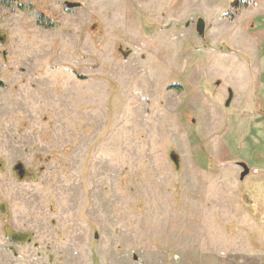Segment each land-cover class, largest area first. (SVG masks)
I'll return each mask as SVG.
<instances>
[{"label":"rangeland","instance_id":"374dc122","mask_svg":"<svg viewBox=\"0 0 264 264\" xmlns=\"http://www.w3.org/2000/svg\"><path fill=\"white\" fill-rule=\"evenodd\" d=\"M233 1L0 12V204L38 242L0 221V264H264V0Z\"/></svg>","mask_w":264,"mask_h":264},{"label":"flooded vegetation","instance_id":"af4514ba","mask_svg":"<svg viewBox=\"0 0 264 264\" xmlns=\"http://www.w3.org/2000/svg\"><path fill=\"white\" fill-rule=\"evenodd\" d=\"M13 3H15V4L19 3L18 8H20L21 10H27V9L31 10L30 8H32V6H33L32 3H30L29 6H27L24 3L21 4L20 0H0V12H2V11L5 12L7 7H11ZM69 4H74V6L69 7ZM22 5H25V8H22ZM63 5H65L67 10L70 11V9H73L74 7L77 6V3H71L69 1H63ZM35 16L38 19L37 22H39L41 25H45V24L49 23V22L45 23V21H48V20L53 21L43 11L40 13L37 10V13H35ZM196 29H197V23H196ZM4 41H5V37L0 34V89H3L5 87V80L2 77L3 69L6 66V57H7V51L2 46V43H4ZM0 98H1V96H0ZM2 104H4L3 99H2ZM169 157L172 160V162L174 163L175 167L178 169L180 166V159L178 158V156L175 153L171 152ZM0 164H1V162H0ZM11 170H12L11 172L14 173L15 177H17L21 180H26V179L32 180L34 178L32 171L29 169V167L27 165H25V163L22 160L15 159L11 165ZM41 170H43V169H41ZM7 214H8L7 205L5 203H1L0 204V217H1L0 221H2L1 227H3V231L5 233V236H4L5 239L11 243H16L18 245H26V244H29L32 242H33V244L37 245L38 242L34 241L35 235L32 236V232L30 231V229L25 230V231L18 230L17 228L15 229L11 223L7 222L8 221ZM32 214H33V212H32ZM41 232H43V231H41ZM95 237L98 238V234H96ZM0 249H1L0 250V259H2V260L8 259L7 257H9L8 254H10V253L7 251V249H9V251L14 253L10 247L8 248V246L7 247H0ZM2 250H3V252H1ZM4 252L6 253V255L1 256L2 254H4ZM15 256H17V255H15ZM135 258L136 257L134 256V259ZM22 259L19 260V259H15L14 257L12 258V260H14V264L20 263L21 261L28 263V264H38L36 261L30 262L31 260H28L26 257L22 258ZM50 259H51V256H50ZM47 263L51 264V261L49 260V258L47 260Z\"/></svg>","mask_w":264,"mask_h":264},{"label":"water","instance_id":"95a60500","mask_svg":"<svg viewBox=\"0 0 264 264\" xmlns=\"http://www.w3.org/2000/svg\"><path fill=\"white\" fill-rule=\"evenodd\" d=\"M236 2H237V1H234V2L232 3V5H235ZM72 6H74V4H69V7H72ZM197 31H198L199 34L202 35V36H203L204 33H205V21H204L203 19H201V18H200V19L198 20V22H197ZM217 84H219V82H218ZM232 99H233V92H232V90L230 89V90H229V96H228V98H227V100H226V102H225V105H226V106H229L230 103H231V101H232ZM242 165H243L244 170L242 171L241 176H240V179H241V180L244 179L245 176L248 175L249 172H250L248 166H247L245 163H242Z\"/></svg>","mask_w":264,"mask_h":264},{"label":"crops","instance_id":"0c3cea01","mask_svg":"<svg viewBox=\"0 0 264 264\" xmlns=\"http://www.w3.org/2000/svg\"><path fill=\"white\" fill-rule=\"evenodd\" d=\"M247 8L249 7V6H246ZM255 18H257V19H259V20H261V21H263L264 22V13H260V14H258V15H255L254 17H253V19H255ZM255 21V20H254ZM253 27V26H252ZM263 42V41H262ZM262 42L260 43V45L262 44ZM262 75H264V73H262ZM260 76V82L261 83H263V81L261 80V78H263L264 76ZM264 79V78H263Z\"/></svg>","mask_w":264,"mask_h":264},{"label":"trees","instance_id":"16d2710c","mask_svg":"<svg viewBox=\"0 0 264 264\" xmlns=\"http://www.w3.org/2000/svg\"><path fill=\"white\" fill-rule=\"evenodd\" d=\"M22 8H25V5H22ZM46 22H49V23H47L48 25L47 26H54L55 24L53 23V21H51V20H48V21H45V23Z\"/></svg>","mask_w":264,"mask_h":264}]
</instances>
